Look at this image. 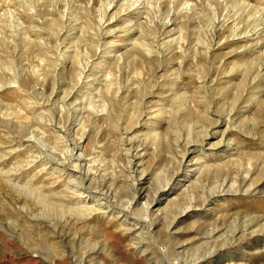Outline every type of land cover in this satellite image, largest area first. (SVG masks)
<instances>
[{
	"label": "rangeland",
	"instance_id": "374dc122",
	"mask_svg": "<svg viewBox=\"0 0 264 264\" xmlns=\"http://www.w3.org/2000/svg\"><path fill=\"white\" fill-rule=\"evenodd\" d=\"M209 255L264 264V0H0V264Z\"/></svg>",
	"mask_w": 264,
	"mask_h": 264
},
{
	"label": "bare ground",
	"instance_id": "6f19581e",
	"mask_svg": "<svg viewBox=\"0 0 264 264\" xmlns=\"http://www.w3.org/2000/svg\"><path fill=\"white\" fill-rule=\"evenodd\" d=\"M184 159V158H183ZM238 162V167L240 166V167H242V162L241 161H237ZM235 166V165H234ZM234 166H232V167H234ZM226 168V167H225ZM231 168V167H230ZM235 168H236V166H235ZM206 169V168H205ZM229 170V169H228ZM190 171V170H189ZM194 171V170H193ZM209 173H207L206 174V179L205 180H209V179H211V181L212 180H214L215 178H221L222 176H224L223 175V173H224V169H222V167H221V169H219V168H216V169H214L213 168V170H207ZM193 173V172H192ZM200 173V172H199ZM229 173V172H228ZM226 175V174H225ZM173 180V179H172ZM176 180H178V176H176V178H175V180L174 181H176ZM226 180V179H225ZM174 181H172L173 183L172 184H174ZM179 181V180H178ZM184 181V180H183ZM246 182V181H245ZM179 183V182H178ZM171 184V183H170ZM169 184V185H170ZM199 184H201V185H199ZM166 185V184H165ZM189 185V187H187ZM187 186H186V188H187V190H184V191H182V192H180L179 194H177L175 197H173L169 202H168V205H167V209H166V211L164 210V211H162V210H159V212L158 213H161V216L162 215H165L166 216V218H167V216H172V215H174V217H173V220L170 222L169 221V224H170V226L169 227H171V225L172 224H174V222H175V220L178 218V217H181V216H184V215H187L188 213H190V211H192V210H194L195 208H197L198 209V207H199V205H192V204H189L188 205V207H186V208H184V209H181L180 207H179V205L181 204V201H185V199L186 198H188V196L191 194V193H195V192H197V189L199 188V187H201L202 185H204V181H203V179H200V180H198V178H197V180L196 181H193L191 184H188ZM242 185L244 186V184H243V182H242ZM184 187V186H183ZM232 187V186H231ZM163 188H165V189H163L162 191L163 192H166L167 190V185H166V187H163ZM229 189V188H228ZM231 190V189H230ZM23 192H25L24 190H23ZM193 193V194H194ZM200 193V192H199ZM221 193H228V191L227 190H224V189H222V190H219L218 192H214V193H212V195H211V197H213V196H218V195H220ZM144 193H139V195H138V197H140L141 195H143ZM201 194V193H200ZM38 195V194H37ZM150 194H144V196H143V199L145 198V199H147V201H146V206H145V209H146V211L145 212H149L153 207H152V205H154L155 203H157L158 201L156 200V195H154V196H152V198L150 199V196H149ZM29 196V195H28ZM31 196V195H30ZM29 196V197H30ZM137 197V198H138ZM200 197V196H199ZM47 199V198H46ZM41 200H43V197L41 198L40 196L38 197V202H40ZM48 200V199H47ZM198 201V200H197ZM35 202V201H34ZM179 202H180V204H179ZM194 202V201H193ZM206 202H207V200H205L204 201V203H202L203 205L204 204H206ZM45 203V202H44ZM197 204V203H196ZM202 205V206H203ZM52 206V205H51ZM155 206V205H154ZM201 206V207H202ZM56 207V206H55ZM174 207L175 208H177L178 209V211L177 210H174ZM182 207V206H181ZM53 210H54V208H52ZM56 211V210H55ZM75 211V210H74ZM56 213H57V211H56ZM60 213L62 214V212L60 211ZM64 213H65V211H64ZM157 213V214H158ZM76 214V213H75ZM73 215V214H72ZM75 216V215H74ZM141 216V215H140ZM139 216V217H140ZM143 217V216H142ZM144 218H146V219H148L149 217H144ZM171 220V219H170ZM148 221V220H147ZM143 222V221H142ZM149 222V221H148ZM213 232H214V230H213ZM222 245L223 244H221L220 245V249H217L216 251H215V254L214 255H218L221 251H223L222 250ZM224 246V245H223ZM214 255H209V256H207V257H202V258H200L199 260H200V262H199V264H201V263H205L206 262V260L208 259V258H211L212 256H214ZM215 257V256H214ZM211 260V259H210ZM197 263V262H196ZM46 264H66V262L64 261V262H60V263H57V262H47Z\"/></svg>",
	"mask_w": 264,
	"mask_h": 264
}]
</instances>
